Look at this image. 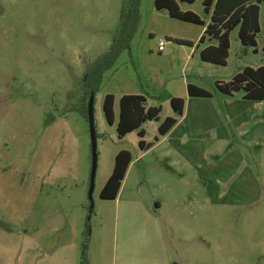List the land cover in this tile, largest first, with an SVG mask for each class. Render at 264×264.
Listing matches in <instances>:
<instances>
[{
    "label": "rangeland",
    "instance_id": "rangeland-1",
    "mask_svg": "<svg viewBox=\"0 0 264 264\" xmlns=\"http://www.w3.org/2000/svg\"><path fill=\"white\" fill-rule=\"evenodd\" d=\"M123 3L0 0V264H79L87 222L90 264H116L125 249L156 258L165 242L172 253L171 246L183 245L187 236L200 241L204 229L190 230L189 222L205 224L207 238L226 246L222 255L208 246L210 263L202 264H264V140L255 137L264 125L258 118L244 125L241 130H251L244 142L217 98L227 97L215 86L246 67L264 66L263 31L257 52L245 49L238 29L232 31L227 65L215 66L200 58L205 45L197 48L205 27L170 18L156 10L155 0H140L130 53L123 52L106 73L94 99L98 163L90 212L88 120L69 109L80 96L87 67L109 50ZM178 3L183 12L210 23L203 0ZM188 83L213 94L217 111L198 119L188 105L191 115L175 135L186 125L190 138L177 141L174 150L173 136L156 142L158 126L174 117L171 99L185 100ZM108 94L143 96L148 107L162 108L160 123L144 124L143 138L136 131L119 139L117 103L114 124L103 111ZM242 95H234L235 103ZM257 110L262 118L264 107ZM142 140L154 146L142 151ZM122 150L131 153L133 165L119 196L102 200L101 188Z\"/></svg>",
    "mask_w": 264,
    "mask_h": 264
},
{
    "label": "trees",
    "instance_id": "trees-1",
    "mask_svg": "<svg viewBox=\"0 0 264 264\" xmlns=\"http://www.w3.org/2000/svg\"><path fill=\"white\" fill-rule=\"evenodd\" d=\"M197 0H155L158 11H166L170 18L182 22L205 27L204 35L200 38L197 48L209 43L200 51L203 62L215 66H226L231 47L230 36L232 31L238 29V36L245 49L252 48L257 52L258 36L264 32V0H203L204 11L211 13V20L207 26L201 18L191 11L183 12L178 2L194 4ZM140 21V0H124L119 27L113 35L109 50L92 64L85 72L81 83L80 96L70 107L69 111L77 112L88 120V105L91 95L100 91L106 73L112 70L123 52L130 53V45L137 31ZM217 42L216 45L212 42ZM179 45L194 47V44L175 40ZM264 51V47H263ZM216 89L225 96H234L243 93L245 100L264 102V66L258 68L246 67L236 74L228 83L216 82ZM188 95L191 98H211L212 94L193 84H187ZM174 117H167L160 123V106L148 107L147 100L139 95H124L119 100V119L117 133L123 139L132 132H138L140 137L145 136L143 125L149 122L160 123L158 134L165 137L184 115L185 100L174 97L171 99ZM115 96L106 95L103 111L107 122H115L114 114ZM156 138V142L159 141ZM142 151H148L154 144L139 143ZM133 162L129 151H120L114 159L112 173L100 192L102 200H115L118 197L128 168ZM90 226L87 222V238L83 245L79 264H90L87 255V243Z\"/></svg>",
    "mask_w": 264,
    "mask_h": 264
},
{
    "label": "crops",
    "instance_id": "crops-1",
    "mask_svg": "<svg viewBox=\"0 0 264 264\" xmlns=\"http://www.w3.org/2000/svg\"><path fill=\"white\" fill-rule=\"evenodd\" d=\"M205 43L204 48H206L208 46V44ZM194 48V47H193ZM202 48V49H204ZM201 49V50H202ZM200 50V51H201ZM126 94H122L120 96V98L122 96H124ZM224 96V95H223ZM227 98H220L217 97L218 100H222L223 104L225 106H223L224 109V113L226 115V117L228 119H230L232 124H235L238 129L241 132V137L243 139L244 142L249 141V139L247 138V134L251 131V130H241V128L246 125L250 120L253 119H257L259 120L260 123H262L264 125V111H263V115L262 118L261 116L258 114V110L259 108L264 107V102H256V101H249V100H245L243 95L241 96L240 101H234L235 96H226ZM120 98H116L115 97V104H114V114L116 117V112H115V108H116V103H117V112L119 114V100ZM213 98L214 95L212 94L211 98H191L189 97V95L187 96V98H185V108H184V115L182 118H180L178 120V123L174 126V128L165 136V137H160V138H164V140L169 136H173V143H172V148L174 150H178L177 149V145H175V143L177 141L182 140L183 142L185 141H189V130L187 128L186 125H184L185 127V131L180 134L181 136H176V128H179V126L181 124L184 123L185 120H187L188 116L191 115V111H189V115L187 114V106L189 105V110H191V106L194 107V109L197 110V112L194 113V116L197 117L198 119H202V117H213L216 113V107L213 104ZM194 104V105H192ZM258 114V115H257ZM118 119H119V115H118ZM264 129V128H263ZM191 134V133H190ZM246 135V136H245ZM168 137V138H169ZM256 139H261L262 141L264 140V131L262 130L261 132L257 133V135L255 136ZM160 138L158 143L160 142ZM186 138V139H185ZM120 152V151H119ZM179 152V151H177ZM118 154V152L116 153V155ZM115 155V156H116ZM133 165V162L130 164L127 174L129 173L131 167ZM113 170V169H112ZM112 173V172H111ZM110 173V175H111ZM126 174V176H127ZM109 175V177H110ZM109 177L107 178V180L109 179ZM107 180L105 181V183L103 184L101 190L103 189V187L105 186ZM120 194V192H119ZM118 194V196H119ZM210 196V195H209ZM212 197H209V200L212 201ZM177 205V203H175ZM162 209V204L160 202H156V207L155 210L160 211ZM148 215H151V212H148ZM164 222L167 224V226L169 225L168 223L169 220H164ZM159 228H160V220L156 219L155 222ZM186 227L190 230H194L196 228H203L204 231L201 233L202 238H200V241H197L198 238L191 237V236H187L186 240L183 241V245H177L178 242H175L172 246V253H170L168 251V248H170L169 244L167 242H165V244L163 243V249H164V253L162 254V256L160 257H156V258H141V257H136V256H132L130 255L129 251L125 249V255L121 258L124 259H120L118 262H116V264H202V262L206 263V256H205V252L207 253V249L208 246L213 247V244L215 246V250L219 251L222 255V251H223V247L224 250L226 249V246L222 243L219 242V244H217L216 242L213 243L210 241L209 237L207 238L206 233H207V226L203 223H187ZM208 239V240H207ZM128 253V255H127ZM200 254V255H199ZM220 261H222V258L220 256ZM207 263H210L209 261ZM92 264H94V261L92 262Z\"/></svg>",
    "mask_w": 264,
    "mask_h": 264
},
{
    "label": "water",
    "instance_id": "water-1",
    "mask_svg": "<svg viewBox=\"0 0 264 264\" xmlns=\"http://www.w3.org/2000/svg\"><path fill=\"white\" fill-rule=\"evenodd\" d=\"M94 99H95L94 94H92L88 105V125H89V134L91 139V150H92V169H91L90 189H89V200L91 202L90 212H92L94 208L93 193L95 189V177H96L97 163H98L97 135H96L95 118H94V101H95Z\"/></svg>",
    "mask_w": 264,
    "mask_h": 264
},
{
    "label": "built area",
    "instance_id": "built-area-1",
    "mask_svg": "<svg viewBox=\"0 0 264 264\" xmlns=\"http://www.w3.org/2000/svg\"><path fill=\"white\" fill-rule=\"evenodd\" d=\"M159 50L160 51H163L164 50V43L163 42L160 43Z\"/></svg>",
    "mask_w": 264,
    "mask_h": 264
}]
</instances>
